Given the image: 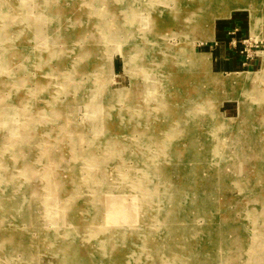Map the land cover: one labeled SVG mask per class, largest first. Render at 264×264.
<instances>
[{"label":"rangeland","instance_id":"374dc122","mask_svg":"<svg viewBox=\"0 0 264 264\" xmlns=\"http://www.w3.org/2000/svg\"><path fill=\"white\" fill-rule=\"evenodd\" d=\"M28 1L0 0V141L8 144L22 133L24 139L13 143L34 149L28 159L48 149L82 174L76 193L47 199L29 179L32 167L21 166L33 196L16 221L6 211V223L19 225V246L8 255L0 244V260L40 264L55 245L44 242L34 255L23 248L34 243L38 221L48 230L60 225L65 204L66 213L74 211L66 227L90 235L86 253L71 264L83 256L88 264H161L163 255L172 263L183 251L176 264H264V0H210L208 6L205 0ZM124 8L134 9L130 20ZM67 16L81 22L76 36H66L68 21L61 26ZM52 43L65 51L60 58L47 59ZM223 46L241 63L237 68L233 59L223 64ZM128 108L143 114L117 132L106 119ZM91 138L93 164L86 160ZM108 143L115 152L105 148ZM7 155L11 161L13 153ZM144 164L158 169L147 180L156 193L136 200L130 186L120 191L127 215L119 240L110 244L117 231L111 221L119 214L94 178L109 167L114 176L105 181L119 189L123 174L134 175ZM181 202L175 223L161 221ZM104 243L109 246L101 250Z\"/></svg>","mask_w":264,"mask_h":264},{"label":"bare ground","instance_id":"6f19581e","mask_svg":"<svg viewBox=\"0 0 264 264\" xmlns=\"http://www.w3.org/2000/svg\"><path fill=\"white\" fill-rule=\"evenodd\" d=\"M25 1H28V0H25ZM89 1V0H88ZM91 1V0H90ZM93 1V0H92ZM29 2V1H28ZM27 2V4H28ZM207 2L205 4V6H208L209 2H211L210 0L206 1ZM88 3V2H87ZM91 3V2H90ZM126 3V2H125ZM132 3V2H131ZM184 4V3H183ZM194 4V3H193ZM211 4V3H210ZM209 4V5H210ZM32 5V4H31ZM44 6L46 5H43L42 7L44 8ZM87 6V5H86ZM28 7V6H27ZM194 7V6H193ZM58 7H56L57 9ZM188 8V7H187ZM88 9V8H87ZM93 9V8H92ZM126 9V10H125ZM58 10V9H57ZM126 16H127V20L131 18V12L134 10V9H130L128 10L127 8H124L123 9ZM197 10V8H196ZM57 13V12H56ZM58 15L60 14L59 12L57 13ZM41 15V14H40ZM60 15H63V14H60ZM27 16V15H26ZM90 16V15H89ZM92 16V15H91ZM196 16V15H195ZM53 17V16H52ZM61 17V16H60ZM65 17V16H64ZM93 17V16H92ZM27 18V17H26ZM181 19V18H180ZM188 19V18H187ZM28 20V21H27ZM78 19H74L72 17H68L67 16V20L65 19V23H63L62 28L64 29L66 27V22L68 21V23H70V27L69 29L66 31V36H69L70 35H77V33L79 34V32L81 31H78L76 32L78 29H77V25L80 24L79 21H77ZM84 20V19H83ZM175 20V19H174ZM33 21V20H32ZM32 21H29V19H26V24L28 25L27 28H29V26L31 28L29 29H33L32 28ZM36 21V20H35ZM34 21V22H35ZM171 21V19H170ZM173 21V20H172ZM93 22H94V19H93ZM167 22V21H166ZM186 22V21H184ZM201 22V20H200ZM133 23V22H131ZM188 23V22H187ZM92 24V23H91ZM174 24V23H173ZM106 25V24H105ZM109 25V24H108ZM168 25V24H166ZM93 26V25H92ZM62 28L60 29V32L62 30ZM81 28V26H80ZM91 28V27H90ZM96 28V27H95ZM123 28V27H122ZM28 29V30H29ZM189 29V28H188ZM15 31V30H14ZM85 31V30H84ZM64 34V35H65ZM2 37H6V36H2ZM1 37V38H2ZM74 37V36H73ZM78 38V36H77ZM183 38V37H182ZM149 41V40H148ZM67 42H69L67 40ZM151 42V41H150ZM149 42V43H150ZM71 43V42H70ZM69 43V44H70ZM73 44V43H72ZM151 44V43H150ZM146 46V45H145ZM157 46V45H156ZM155 46V48H156ZM7 47V46H5ZM68 47V46H67ZM75 47V46H74ZM185 47V46H184ZM49 52L47 53V59L50 58V57H59L64 55V52L65 51H62L60 50V48H58L56 46L55 43H52L49 47ZM73 49V48H72ZM70 50V49H66L67 52H74L73 50ZM144 49V48H143ZM4 50V49H3ZM152 50V49H151ZM151 50H149V53L151 52ZM148 52V51H146ZM6 53V52H5ZM69 54V53H68ZM148 55V54H147ZM37 56V55H36ZM49 56V57H48ZM64 57V56H63ZM33 59V58H32ZM46 59V60H47ZM74 59V58H73ZM61 60V59H60ZM75 60V59H74ZM37 61V60H36ZM50 62V61H49ZM48 62V63H49ZM35 64V62L33 63ZM68 65V64H67ZM74 65V64H73ZM62 68V67H61ZM76 68V67H75ZM63 70V69H62ZM51 72V71H50ZM59 72H61V69H59ZM63 72H65L63 70ZM68 73V71H67ZM67 75V74H66ZM63 77H65L63 75ZM67 77V76H66ZM65 77V78H66ZM6 78V77H5ZM46 78V77H45ZM67 80V78H66ZM73 80V79H72ZM246 79H241L240 82H244ZM7 81V80H6ZM4 82V81H3ZM46 82V81H45ZM72 82V81H71ZM239 82V84H240ZM1 83V82H0ZM6 83V82H5ZM42 83V82H41ZM2 84V83H1ZM3 89V88H2ZM242 89V88H241ZM7 91V90H6ZM247 94V92H245ZM3 94V93H2ZM239 95L244 96L246 94L242 93L241 91H238ZM22 96V95H20ZM19 98V97H18ZM190 102V101H189ZM177 105H173V108H176ZM130 108L128 109H123L122 111L119 110V112L115 115L116 119L113 118V120H107L109 125L110 124H114L115 126V129L117 132L119 131H126V129H129L132 127V124L134 122H136V117L139 115H142L143 114V109L141 108V112L138 113V111L134 112L133 114L128 112ZM48 110V109H47ZM177 111V110H176ZM175 111V113H176ZM174 114V113H173ZM110 119V118H108ZM107 125V124H105ZM108 125V126H109ZM106 126V128L108 127ZM41 127V126H40ZM109 130V128H108ZM43 134V133H42ZM78 137V136H77ZM113 136L109 137V140L110 138H112ZM115 139H118L117 138V135H115ZM22 138L24 139L22 133H20L19 135H14L13 139L10 140V142L8 144L5 143V145L0 141V198H2L3 202H2V210L5 212V214H2V216H0L1 220H0V227L1 229L4 231V235H3V239H0V244L1 246H3V249L5 250V252L8 254V255H12V254H15L18 250V241H16L15 237H14V233L16 232V229L18 228L19 229V225H17V223H11V225H8L5 221V217H6V211L10 214L14 216V221H16V219H18V217L20 216V212L22 213V215H26L27 212H25L24 210L25 209H30L29 207V204H30V200L29 199H32L31 196H33L32 192L29 190L30 188V183L31 181L29 182H26V181H22L21 178L24 176V170H23V167L25 165H30L32 168L31 170H33V174H31L32 176L29 178V179H34V183L35 184H40L41 188L43 191L46 192V198L47 199H50V198H53L52 196L54 195H57L58 197L61 196V198L65 195V194H68L69 196L72 195L73 193H76V188H74L73 185H76V182L78 181L77 179V175L79 172V174L81 173V169H73V167H71L72 165H65L63 163H60L61 162V159H56L54 158V156L50 153V151L47 149L48 152H44V154L42 155L41 152L39 151V145L37 144L36 145V150H38L40 152V156H38L37 158L34 157L32 155V157H30L28 159V151H31V152H34L33 150L34 149H31L29 147H24L21 144H18V143H13V142H17V140L19 141V139ZM58 138V137H57ZM79 138V137H78ZM1 140V139H0ZM27 140V139H26ZM25 140V142H26ZM37 140V139H36ZM44 140V139H43ZM73 140V139H71ZM80 140V138H79ZM109 140L107 142H109ZM5 141V140H4ZM76 141V140H74ZM49 142V141H48ZM77 142V141H76ZM83 142V141H82ZM45 143H47L45 141ZM70 145V144H69ZM29 146V145H27ZM81 146V145H79ZM83 146V145H82ZM95 144H94V139L92 140L89 139V147L90 149L94 148ZM43 147V146H42ZM74 147V146H73ZM106 149L110 150L112 149L113 152H115L116 149L113 148V145H111L110 143L106 144L105 146ZM50 149V148H49ZM114 149V150H113ZM44 151V150H43ZM93 150L92 149V153L91 152H88L87 155H86V160L88 159H91L90 160V163L93 164L92 162V157L93 155H95L93 153ZM139 155H142L144 154V152H141L139 151ZM9 153H13V156H12V159L11 161H9V159H7L9 155ZM46 154V155H45ZM7 155V156H6ZM28 155V156H27ZM45 155V156H44ZM76 155V154H75ZM138 155V156H139ZM47 156L49 157L48 159V163L43 165L42 164V159L44 160L45 158H47ZM7 157V158H6ZM79 158V157H78ZM80 159H81V155H80ZM73 160V159H72ZM85 160V159H83ZM70 162V161H69ZM13 163V164H12ZM95 163L96 164H99V161L97 163V161L95 160ZM152 164H155V162L153 161ZM23 166V167H21ZM29 166V167H30ZM101 166V165H100ZM26 167V166H25ZM73 169V170H72ZM43 171L44 173H42V176L41 178H39V174ZM155 171H158V169L156 168L155 165L153 166H150V165H143L140 170L138 171V173H134L133 174H123L122 172L118 171V174H119V177H122V174L125 176L124 179H122L120 181V188L119 189H112L111 187V184H109L107 182V180L105 181V179L109 176L111 177L114 176L111 172V169L109 167H106L104 170L103 168H101L99 170V175L97 177L94 178V183L98 184L100 186V190H102L103 193L107 194L108 197H109V201L112 202L113 201V206L115 207V210L117 209V213L119 215H117V219H113V226L116 228V232H115V236H114V239L112 240L111 238V242H109L110 244H113V241L114 243H116V241L119 240L120 236H121V231L122 229H120V226L121 224V221H123L124 217L127 215V212L123 211V207L125 206L124 204V201H122L119 197V194L120 191L123 192L125 190V187L127 188V186H130L131 190H132V194H136V200L138 199H141L143 197V195H154L156 193V188L154 187L155 190H151L152 188H147V180L150 178V177H154L157 175V172ZM83 172V171H82ZM102 172V173H100ZM155 172V173H154ZM82 174V173H81ZM83 175H81L82 177ZM112 178V177H111ZM38 179V180H36ZM82 179V178H81ZM119 182V181H118ZM33 184V183H32ZM9 187L12 186L13 188L17 187L19 188L22 196H16V195H13V193L10 190ZM36 186V185H35ZM152 186V185H151ZM29 187V188H28ZM246 187V186H245ZM40 188V187H39ZM41 190V189H40ZM129 190V188H128ZM244 190V189H243ZM127 191V190H126ZM242 191V190H241ZM247 191V190H245ZM100 192V191H99ZM38 193V192H37ZM127 193V192H126ZM94 194H97V193H94ZM95 196L94 195V198L93 200L91 201V205L93 207L97 206V201L95 200ZM103 196V195H102ZM112 197V198H111ZM152 197V196H151ZM29 198V199H28ZM183 197H180V199H182ZM179 199V201H180ZM52 200V199H51ZM81 200V199H80ZM135 200V201H136ZM6 201V202H5ZM46 205L48 204V200H46ZM70 202V200H69ZM68 202V203H69ZM82 202V201H81ZM51 203V201L49 202ZM65 203V202H64ZM126 203V201H125ZM108 204H110L108 202ZM122 204V205H121ZM178 204V206L176 207V210H177V213H175V211L173 212V214H165V215H162V217H159L161 218V221L165 219V221L169 224V223H175L174 221V217L178 214V212L181 210V205H182V202L181 204L179 205V203H176ZM63 209H61V213L58 215L60 216V225L58 227H54L52 230H48V229H45V228H42L41 227V224L39 223L38 221V225L39 227L36 230V237H35V240H34V243H31L29 242V247H26L25 249L23 248V250H28L30 252V254H35V252H41V247L42 244L44 242L48 243V245L50 246H53L52 248H57L55 249V251L53 250V252H56L57 254H53V252H47L46 254H44L42 257H39L38 258V261L40 262V264H71V261L75 258L74 256H77V255H81V253L85 252L86 250V245L88 243V240L90 238V235H86V234H83V232H86L88 230H85V229H81L77 226H73L71 229H68L66 226L68 225V221L71 217V211H73L71 208H70V211H67V213L65 212L66 208L64 209L65 207V204H63ZM69 206V205H68ZM74 206V205H73ZM173 208V207H172ZM179 211H178V209ZM77 209V208H76ZM136 210V207L134 208ZM92 208H90L89 211H91ZM88 211V212H89ZM64 212L66 213L64 215ZM74 212V211H73ZM135 212V211H134ZM134 212H131V213H134ZM26 213V214H25ZM18 214V215H16ZM115 214V213H114ZM23 215V216H24ZM82 215V214H81ZM73 216V215H72ZM36 217V216H35ZM77 218V217H76ZM37 218H34V220H36ZM38 220V219H37ZM78 220V219H77ZM111 220V219H110ZM73 221V220H72ZM185 221V220H184ZM9 222V221H8ZM70 222V221H69ZM75 222V221H74ZM174 225V224H172ZM10 228H9V227ZM262 226V225H261ZM171 227V226H170ZM31 228V227H30ZM29 228V229H30ZM124 228V227H123ZM31 230H33L31 228ZM192 231V230H191ZM186 232V231H185ZM17 233V232H16ZM19 234V233H18ZM83 234V235H82ZM202 234V233H201ZM22 235V234H21ZM186 235V234H185ZM195 236V235H194ZM23 239V238H22ZM24 240V239H23ZM75 241H77V244L75 245ZM187 241V240H186ZM80 242L82 243V246L80 245ZM132 242V241H131ZM109 243H104L103 245V248L101 250H104V249H107L108 246H109ZM187 244V243H186ZM260 245V244H259ZM258 245V246H259ZM132 247V246H131ZM187 247V246H186ZM17 248V250L15 249ZM120 249V248H119ZM133 249V248H132ZM137 249V248H136ZM135 249V250H136ZM43 250V248H42ZM118 251V250H117ZM86 253V252H85ZM84 253V254H85ZM95 253V252H94ZM116 253V252H115ZM125 253V252H124ZM157 253V252H156ZM184 253V251H183ZM183 253L179 256H176L177 258H175V260L172 261V263L168 262L169 260L167 258L169 257H166L167 255H163V256H159L161 257L159 260H161V262L163 264H176V261H179L181 257H183ZM60 254V255H58ZM128 254V252H127ZM4 255V254H3ZM85 257L83 256V259ZM99 258V257H98ZM80 260L77 261L78 264H88L87 262L84 263L83 259L79 258ZM222 259V258H220ZM89 260V258H88ZM96 260V259H95ZM122 260V259H121ZM125 260V259H124ZM128 260V259H126ZM123 261V260H122ZM115 262V261H114ZM113 262V263H114ZM126 262V261H125ZM212 262V261H211ZM5 261L3 260H0V264H4ZM122 263V262H121ZM120 263V264H121ZM161 263V264H162ZM205 263V262H204ZM210 263V262H209ZM178 264V263H177ZM183 264V263H182ZM218 264H228L227 262L225 263V261L223 260H220V262Z\"/></svg>","mask_w":264,"mask_h":264},{"label":"crops","instance_id":"0c3cea01","mask_svg":"<svg viewBox=\"0 0 264 264\" xmlns=\"http://www.w3.org/2000/svg\"><path fill=\"white\" fill-rule=\"evenodd\" d=\"M219 49H220V54L223 55V64L224 65H226L228 62H231V61L234 60L233 58H231L232 55H231L230 51L226 47L223 46V48L221 47ZM232 64H233V66H235V68H237L238 65H240L241 63L237 59V60H234V63H232Z\"/></svg>","mask_w":264,"mask_h":264},{"label":"built area","instance_id":"2783aa9c","mask_svg":"<svg viewBox=\"0 0 264 264\" xmlns=\"http://www.w3.org/2000/svg\"><path fill=\"white\" fill-rule=\"evenodd\" d=\"M248 43H249V41H245V42H243V44L245 45V47L248 45ZM238 44H239V42H237V41H234V42H233V46H234V47H237ZM249 52H250V50H249L248 52H246V53H249ZM254 53L257 54V52H254ZM257 55H258V54H257ZM249 57H250V55L248 56L247 59H249Z\"/></svg>","mask_w":264,"mask_h":264}]
</instances>
